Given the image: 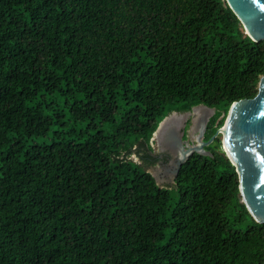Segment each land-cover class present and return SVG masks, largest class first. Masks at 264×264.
<instances>
[{
	"label": "trees",
	"instance_id": "16d2710c",
	"mask_svg": "<svg viewBox=\"0 0 264 264\" xmlns=\"http://www.w3.org/2000/svg\"><path fill=\"white\" fill-rule=\"evenodd\" d=\"M263 74L225 0H0V264H264L220 135L148 170L166 115L208 140Z\"/></svg>",
	"mask_w": 264,
	"mask_h": 264
},
{
	"label": "water",
	"instance_id": "95a60500",
	"mask_svg": "<svg viewBox=\"0 0 264 264\" xmlns=\"http://www.w3.org/2000/svg\"><path fill=\"white\" fill-rule=\"evenodd\" d=\"M225 1L239 19L244 33L253 41L264 40V0ZM214 111L212 107L198 104L183 113L172 111L159 122L151 138L152 144L155 142L158 148H165L176 157L161 172L162 176L171 169L172 181L193 153L210 155L204 147L220 135L224 154L235 166L241 201L256 222L264 223V74L259 78L256 94L234 101L222 126L208 140H203L207 122ZM176 114L181 116L177 118ZM190 115V133H198L195 141L182 139ZM153 176L158 183L159 175Z\"/></svg>",
	"mask_w": 264,
	"mask_h": 264
},
{
	"label": "flooded vegetation",
	"instance_id": "af4514ba",
	"mask_svg": "<svg viewBox=\"0 0 264 264\" xmlns=\"http://www.w3.org/2000/svg\"><path fill=\"white\" fill-rule=\"evenodd\" d=\"M191 119H192V115L189 116V119L186 121V125L184 126L183 133H182V139L183 140L189 138L191 141H195V136L198 134V133H192V134L190 133V129H191V125H192ZM208 122H209V120H208ZM208 122H207V125H208ZM207 125H206V129H207ZM206 129L203 133V138H202L203 140H204V134L206 132ZM192 137H194V140ZM153 153L156 154V157L158 158L157 162L155 163V165L153 167L159 166V167H162L163 170L165 168H167V166L176 158L175 155L171 151H169L165 148L164 149L158 148L157 151H154ZM170 173H171V169H169V171H167V174H165L164 176L166 178H168ZM166 182H168V181H166Z\"/></svg>",
	"mask_w": 264,
	"mask_h": 264
},
{
	"label": "rangeland",
	"instance_id": "374dc122",
	"mask_svg": "<svg viewBox=\"0 0 264 264\" xmlns=\"http://www.w3.org/2000/svg\"><path fill=\"white\" fill-rule=\"evenodd\" d=\"M176 115H178L177 118H179V117L181 116V115H179V114H176ZM221 117H222V116H220V118H221ZM192 138H193V140H194V137H192ZM152 147H153V150H154V151H157L158 146H157V144H156L155 142H153ZM131 157H132L135 161H139L137 155L132 154ZM148 170H149L150 172H152L153 174H158V175H159V176H158V183H160V184L172 183V181H171V176H170V175L168 176V178H166L165 176H164V177L162 176V173H161V172H163V168H162V167H159V166H157V167H149ZM161 176H162V177H161ZM165 180L168 181V182H166Z\"/></svg>",
	"mask_w": 264,
	"mask_h": 264
},
{
	"label": "bare ground",
	"instance_id": "6f19581e",
	"mask_svg": "<svg viewBox=\"0 0 264 264\" xmlns=\"http://www.w3.org/2000/svg\"><path fill=\"white\" fill-rule=\"evenodd\" d=\"M197 112V111H196Z\"/></svg>",
	"mask_w": 264,
	"mask_h": 264
}]
</instances>
